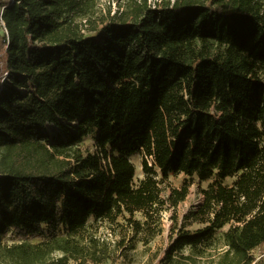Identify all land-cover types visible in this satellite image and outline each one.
<instances>
[{
	"label": "trees",
	"instance_id": "1",
	"mask_svg": "<svg viewBox=\"0 0 264 264\" xmlns=\"http://www.w3.org/2000/svg\"><path fill=\"white\" fill-rule=\"evenodd\" d=\"M97 1L0 0V264L105 262L110 242L92 227L120 218L149 244L160 182L181 173L218 179L159 264H252L264 246V0H130L96 20Z\"/></svg>",
	"mask_w": 264,
	"mask_h": 264
},
{
	"label": "rangeland",
	"instance_id": "2",
	"mask_svg": "<svg viewBox=\"0 0 264 264\" xmlns=\"http://www.w3.org/2000/svg\"><path fill=\"white\" fill-rule=\"evenodd\" d=\"M151 3H159L161 0H148ZM130 0H98L94 9V13L91 15V19L98 20L99 17L105 16L107 18L114 14L118 7H125ZM80 19V17H79ZM87 19L84 18L83 22ZM91 33H94L91 31ZM73 127L76 124H72ZM50 133L52 139H56L57 136H65V132L59 129L56 125H49L45 128ZM75 132L76 129L73 128ZM95 141L92 135H88L84 138V147L94 149ZM131 160L136 167V174L134 183L138 185L140 180L144 178L145 174L142 169V154L135 153L131 156ZM161 177V176H160ZM218 179L215 175L210 180H200L197 176H187L184 174L173 175L170 174L165 180L160 182V195L164 201V208L161 214L160 232L156 235L154 240L145 245L140 240V236H134L132 227L129 223L120 218L114 225L108 222L94 223L93 229L96 230L97 236L102 239H106L110 242L111 258L102 263L86 264H159L165 256V252L172 245L174 239L177 237L178 230L185 224L189 223L190 219H187L191 212H193L203 201L202 190L207 188L212 182ZM236 176L227 177L224 183L227 185H233ZM178 191L179 193H177ZM136 218L142 220L143 217L140 213L136 214ZM189 230L195 231L202 227L199 223H194L187 226ZM221 229L217 232L218 244L222 246L223 241L221 239L223 232L227 229ZM126 236V239L124 237ZM135 238V239H134ZM124 239V240H123ZM134 239V241H133ZM123 241L124 244L118 242ZM136 248H132V244L136 243ZM255 260L252 264H264V246L259 247L253 251ZM207 264V260L205 261ZM70 264H78L75 261H71Z\"/></svg>",
	"mask_w": 264,
	"mask_h": 264
},
{
	"label": "built area",
	"instance_id": "3",
	"mask_svg": "<svg viewBox=\"0 0 264 264\" xmlns=\"http://www.w3.org/2000/svg\"><path fill=\"white\" fill-rule=\"evenodd\" d=\"M149 4H150V5H152V6H154V7L156 6V4H155V3H151V2H149Z\"/></svg>",
	"mask_w": 264,
	"mask_h": 264
}]
</instances>
